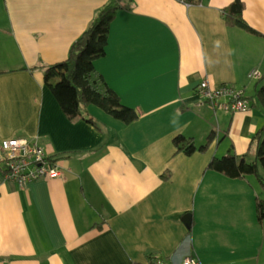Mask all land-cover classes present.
Returning a JSON list of instances; mask_svg holds the SVG:
<instances>
[{
    "label": "crops",
    "instance_id": "crops-1",
    "mask_svg": "<svg viewBox=\"0 0 264 264\" xmlns=\"http://www.w3.org/2000/svg\"><path fill=\"white\" fill-rule=\"evenodd\" d=\"M108 1L0 0V141L37 140L64 169L23 187L0 178V264H264L259 182L208 168L248 152L264 109L248 97V110H226L199 89L208 80L254 94L264 0H244L260 34L226 24L233 0H125L95 66L141 116L125 123L92 104L98 128L65 114L37 66L66 59ZM211 131L207 151L178 152L175 135L199 146Z\"/></svg>",
    "mask_w": 264,
    "mask_h": 264
},
{
    "label": "trees",
    "instance_id": "trees-1",
    "mask_svg": "<svg viewBox=\"0 0 264 264\" xmlns=\"http://www.w3.org/2000/svg\"><path fill=\"white\" fill-rule=\"evenodd\" d=\"M125 0H109L97 12L85 31L72 43L68 57L52 64H42L46 82L59 101L63 111L70 118L82 115L87 121L98 128V121L86 113L89 105H96L114 118L131 123L140 118L139 110L122 102L120 95L107 83L95 66V61L107 52L111 24L119 10L125 7ZM187 3L199 4L202 0H185ZM244 0H233L225 8L226 24L239 27L251 34H260L244 17ZM250 97L252 105L264 109V76L257 80L255 92ZM215 131L208 135L206 143L197 145L193 137L181 133L174 136L178 152L193 154L197 150L207 151L216 139ZM254 158L249 160L251 151ZM51 156V155H50ZM57 159L55 156H51ZM264 125L252 138L248 152L238 157L229 151L223 156H214L208 168L221 172L231 178L255 179L264 187ZM0 172V178L4 179ZM257 211L259 220L264 219V197L257 195Z\"/></svg>",
    "mask_w": 264,
    "mask_h": 264
},
{
    "label": "built area",
    "instance_id": "built-area-1",
    "mask_svg": "<svg viewBox=\"0 0 264 264\" xmlns=\"http://www.w3.org/2000/svg\"><path fill=\"white\" fill-rule=\"evenodd\" d=\"M259 69H253L249 76L259 79L262 77ZM199 89L204 98L214 106L226 110L245 111L251 106L245 89L232 83H222L211 86L208 80H203ZM0 172L4 178L23 187L40 180L63 177L64 169L57 159H53L37 140L26 137H9L0 141ZM152 264H168L159 258ZM182 264H203L193 256H187Z\"/></svg>",
    "mask_w": 264,
    "mask_h": 264
},
{
    "label": "rangeland",
    "instance_id": "rangeland-1",
    "mask_svg": "<svg viewBox=\"0 0 264 264\" xmlns=\"http://www.w3.org/2000/svg\"><path fill=\"white\" fill-rule=\"evenodd\" d=\"M4 50H0V54L3 53ZM0 61H5V59L3 57L0 56ZM251 93V91H249ZM254 158V155H250V158L249 160H252ZM261 171L262 173L264 174V167H261ZM259 191H260V194H263L264 195V187L259 184Z\"/></svg>",
    "mask_w": 264,
    "mask_h": 264
}]
</instances>
